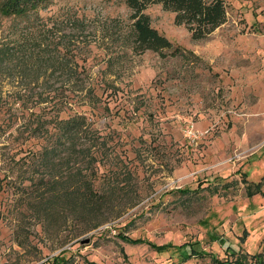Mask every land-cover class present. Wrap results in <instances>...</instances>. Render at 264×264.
I'll list each match as a JSON object with an SVG mask.
<instances>
[{"label":"rangeland","instance_id":"obj_1","mask_svg":"<svg viewBox=\"0 0 264 264\" xmlns=\"http://www.w3.org/2000/svg\"><path fill=\"white\" fill-rule=\"evenodd\" d=\"M222 3L224 22L200 40L158 4L145 7L149 25L191 53L180 57L124 48L123 0H50L40 13H55L52 30L63 35L45 49L54 64L35 66L36 79L18 67L0 74V264L255 261L249 254L264 246V0ZM57 106L83 114L106 141L109 160L89 176L107 196L92 229L61 209L40 218L32 204L40 139L14 127ZM214 183L208 195L202 187Z\"/></svg>","mask_w":264,"mask_h":264},{"label":"trees","instance_id":"obj_2","mask_svg":"<svg viewBox=\"0 0 264 264\" xmlns=\"http://www.w3.org/2000/svg\"><path fill=\"white\" fill-rule=\"evenodd\" d=\"M123 3L130 11L123 46L132 53L149 50L162 54L160 51L167 50L169 56L191 55L172 45L149 25L147 15L143 13L149 4H158L162 10L172 13L173 24L182 25L192 40L205 38L225 19L222 0H123ZM49 4L50 0H0V28L3 26L0 29V74L10 72L11 67H18L20 72L32 74L31 78L36 79L34 73L37 69L34 68L42 66L44 70L54 64L45 49L54 46L52 38H63V35L55 36L52 30L57 17L55 13H40L48 9ZM34 47L42 50L41 54L38 55ZM72 63L71 71L75 73L77 62L74 60ZM109 66L110 60L105 68ZM85 98L80 104L89 106L95 101L88 92ZM28 115L33 117L30 120L24 117L14 130L19 133L21 127L28 137L40 139L32 157L36 170L41 173L33 182L36 193L31 200L35 214L49 218L54 210L61 209L74 219L88 222V229L96 227L101 222L96 217L101 214L100 209L107 196L106 192L94 187L89 176L92 168L109 160L104 153L106 141L103 135L83 114H65L58 106L52 117ZM16 120L14 118L7 127L15 125ZM23 180L32 183L30 179ZM216 184L202 188H206L208 195L217 194ZM230 185L231 181L219 183L220 188L226 187L225 190ZM199 190L182 189L179 194L189 196ZM252 191L251 186L244 187L245 194ZM249 256L255 258L252 264H264V246ZM62 261L66 262L61 258L56 263ZM211 264L245 263L237 256L233 260L212 259Z\"/></svg>","mask_w":264,"mask_h":264},{"label":"water","instance_id":"obj_3","mask_svg":"<svg viewBox=\"0 0 264 264\" xmlns=\"http://www.w3.org/2000/svg\"><path fill=\"white\" fill-rule=\"evenodd\" d=\"M87 242V239H84L83 241H80V243Z\"/></svg>","mask_w":264,"mask_h":264}]
</instances>
